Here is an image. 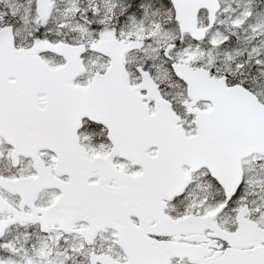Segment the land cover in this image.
<instances>
[{"label": "snow or ice", "instance_id": "snow-or-ice-1", "mask_svg": "<svg viewBox=\"0 0 264 264\" xmlns=\"http://www.w3.org/2000/svg\"><path fill=\"white\" fill-rule=\"evenodd\" d=\"M0 264H264V0H0Z\"/></svg>", "mask_w": 264, "mask_h": 264}]
</instances>
